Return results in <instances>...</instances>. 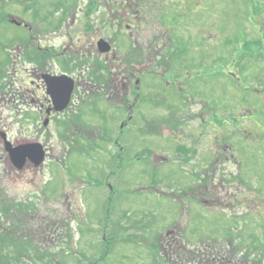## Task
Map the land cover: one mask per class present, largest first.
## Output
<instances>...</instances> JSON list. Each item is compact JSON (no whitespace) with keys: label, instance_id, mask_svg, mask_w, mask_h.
<instances>
[{"label":"rangeland","instance_id":"rangeland-1","mask_svg":"<svg viewBox=\"0 0 264 264\" xmlns=\"http://www.w3.org/2000/svg\"><path fill=\"white\" fill-rule=\"evenodd\" d=\"M127 2L134 3L127 0L126 5ZM137 2L139 8L147 7L149 16L158 9L163 22H166V13L171 19L175 18L173 33H170L175 45L183 43L180 53L183 68L181 75H176L186 81V109L181 95L178 96L173 88H167L165 94L169 107H165L168 110L160 109L157 115L158 118L170 115L173 125L182 128L186 124L185 130H170L161 118L154 133L146 126L140 137L135 129L125 127L118 136L122 146L120 151L112 145V139L97 143L95 136L98 135L94 132L81 133V136L78 132L73 135L55 129L46 137L52 139L47 142L51 147L46 165L41 170L29 169L28 172L11 169L0 142V264H186V254L190 258L189 264H206L208 259L201 261L200 250L194 248L198 243H186V235L190 240L237 236V243L234 239L233 245H238V252L249 251L257 264L263 263L264 119L258 127L243 117L254 104L260 105L264 111V94L261 80L257 78L258 89L253 85L251 89L257 90L260 97L245 102L242 99L245 79L241 77L252 74L256 66L254 75L264 76V65H254L248 58L241 60L239 55L246 42L259 41L258 32L246 15L256 17L254 22L263 27L264 0H184L185 7L176 12L177 8H171L165 0H151L152 6L139 0L134 4ZM81 7H86L84 1L77 9ZM91 8L83 14L84 18L92 17L95 23L91 32L103 36L112 33L114 36L120 27V19L109 21L101 4L93 10ZM61 10L62 19H68L75 9ZM131 13L128 8L121 10V19L130 21L133 19ZM62 26V33L49 35L52 43L69 42L64 32L74 27L63 23ZM155 27L160 35L168 36L159 25ZM13 28L11 26L10 30L6 25L0 31L1 38H26L23 30L14 31ZM151 30L152 26L147 36ZM78 37L82 36L78 34L74 38ZM225 38L239 40H231L230 45L223 40L222 44L221 39ZM2 44L0 59L7 56L8 49ZM260 47L256 44L252 51H243L257 60ZM233 49L237 51L232 53ZM174 54L177 58L179 53L175 50ZM96 63L104 64L94 57L93 64ZM216 63L225 69L223 74H219ZM4 71L0 72V97L5 90H11L13 84L8 72ZM106 104L109 109L113 106L108 101ZM102 106L106 107L104 100ZM100 112L101 109L93 112L90 119L93 124L99 123L100 118H108V113H101L100 117ZM15 114L11 106L0 114L1 126L6 132L12 137L35 136L36 124ZM200 118H204L208 125L204 130L217 133V136L205 134L194 153L177 156L176 147L180 144L181 148L185 143L178 142L180 134H186L188 143L189 133L198 134ZM136 121V118L129 120L133 124ZM114 132L111 129L106 138L113 136ZM72 139L94 145L84 144L76 148L77 143ZM223 139L237 147L232 152L235 159L227 158L229 149L224 141L220 143ZM152 147L156 150H151ZM218 155L220 159L215 160ZM57 159L61 161L57 162ZM235 160L241 163L237 165ZM238 175L242 176V181L236 178ZM236 186L249 188L242 201L232 198L231 191ZM193 187L205 192L196 199L204 201L194 207L195 212L191 208L193 204L186 203V196H183L185 207L173 196L183 195L185 189ZM186 204L189 205L187 210ZM244 204L251 205L252 210L246 211L245 207L242 210L240 207ZM230 209L234 213L231 214ZM167 237L182 240V243L172 242L174 246L170 251L166 250L172 258L160 248L169 247L166 241H162ZM104 238H110L109 243L102 242ZM207 244L216 243L207 241ZM225 248L231 249L222 243L219 250Z\"/></svg>","mask_w":264,"mask_h":264},{"label":"flooded vegetation","instance_id":"flooded-vegetation-1","mask_svg":"<svg viewBox=\"0 0 264 264\" xmlns=\"http://www.w3.org/2000/svg\"><path fill=\"white\" fill-rule=\"evenodd\" d=\"M83 1L86 7L77 9L79 3ZM126 1L0 0V19H2L0 31H3L6 25L10 30L11 26H14V31L23 30L26 35L25 39L9 36L3 40L0 33V45L3 43L2 45L8 47L6 59L0 61V67H3L0 72L6 70L8 77L13 80V84L10 85L12 89L5 90L1 94L0 98L3 103L0 104V114L11 106L17 115H22V118L28 123H35L38 129L33 137H12L0 122V142L11 169L14 168L20 172H28L29 169H43L44 165L37 166L30 152L25 153V157L21 161L14 160V158L22 148L36 142L43 145L46 155H48L47 151L51 146L47 142H51L52 139L46 137L55 129L72 132L73 135H76L77 132L80 135L90 131L94 132L98 135L95 137L99 144L100 141L105 142L111 139L117 144L118 136L124 132L125 126L134 127L139 133L137 137H140L139 135L146 126H149L154 133V129L161 123L159 121L161 117L158 118L157 112H160V109L168 110L165 106L169 107L165 94L167 88H173L178 96L181 95L183 108L186 109V81L176 75V73L181 75L180 70L183 68L180 62L183 43L175 45L174 38L170 33V31L173 33L172 24L175 22V18L171 19L166 13V22H163L158 9L149 16L148 10L146 11L147 7L139 8L138 2L134 4L135 0H132L134 3L127 2L126 5ZM139 1H145L150 6L153 5L151 0ZM165 1L171 8H177L174 12L185 7L184 0ZM175 3H179V5L176 6ZM97 4H101L104 12L109 15V21L111 19L119 21L120 19L118 24L120 27L115 30L114 36L112 33L105 36L100 35L99 32L94 34L91 32L95 28L92 17H83L86 9L92 6L93 10ZM160 5L164 7V4ZM72 7L75 9L74 12L70 13L68 19L67 17L62 19L61 9L69 12ZM127 8L132 11L133 19L135 17L134 21L131 19L126 22L121 19V10L124 11ZM250 22L253 25V19ZM56 23H60V25ZM62 23L65 26L67 24V27L73 25L76 29L64 32V34L66 33L65 39L69 41L66 44L52 43L49 35L62 33ZM155 25H159L165 30L168 36L160 35ZM151 26L150 36H147ZM78 34L82 37L75 39L74 37ZM262 39L264 40V35ZM101 46L108 47V50L103 51ZM171 48L172 51H170ZM175 50L179 53L177 58L174 54ZM94 57L99 58L104 64H93ZM180 82L182 85H179ZM160 87L161 90H159ZM4 96H7L6 99ZM9 96L11 98H8ZM103 100L106 107L102 106ZM106 101L113 103L111 109L107 107ZM97 109H101L100 117L102 114L108 113V118H100L99 123L93 124L90 119ZM163 117L161 119L166 122L170 130H183L186 127V124L182 128L178 124L173 125L170 115ZM133 118H136V124L129 122ZM183 121L186 122V118H183ZM118 127L119 130H117ZM11 128L12 126H10ZM111 129L115 131L113 136L106 138ZM180 135L178 142L182 143L183 141L186 144V134ZM7 140L10 143L6 147ZM191 141L188 139V142ZM72 142L77 143L76 148L82 147L84 144L85 146L94 145V143H82L75 139H72ZM198 142L200 141H193L195 145ZM171 144L174 148V144ZM181 148L180 144L176 147V154L183 157ZM151 150H156V148L152 147ZM219 159L217 157V160ZM202 191V188L184 190L183 195L186 196V203L188 201L193 204L191 205L193 212H195L194 207L200 206L204 201L196 200L201 198L200 193L201 195L205 193ZM175 197L182 200V195L175 194ZM181 202L182 205L185 203ZM187 206L189 205L186 204V210L189 209ZM236 237L222 235L197 237L190 240L186 235V243H198V246L194 248L200 250L201 261L208 259L205 261L206 264H257L256 258H253L254 255H249V251L238 252V245H233L234 239V243H237ZM176 239L167 237L162 240L166 241L169 247L160 246V248L169 258L172 257L166 250L170 251V248L174 246L172 242L179 243L180 241L182 243V240L176 241ZM207 241L216 244L210 245L207 244ZM222 243L231 249L219 250ZM195 254L197 257L198 251ZM186 255L188 256L186 264H189V255ZM262 264H264V260Z\"/></svg>","mask_w":264,"mask_h":264},{"label":"water","instance_id":"water-1","mask_svg":"<svg viewBox=\"0 0 264 264\" xmlns=\"http://www.w3.org/2000/svg\"><path fill=\"white\" fill-rule=\"evenodd\" d=\"M39 150H42L40 147L39 148H36V147H32V145L28 146V147H24L22 148L20 151H18V154L17 156H15L14 160H17V161H21V159H23L25 157V153H38L39 155V162H42L43 160V156H42V151L39 152ZM14 154V153H12ZM16 155V154H15Z\"/></svg>","mask_w":264,"mask_h":264}]
</instances>
